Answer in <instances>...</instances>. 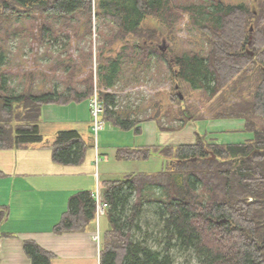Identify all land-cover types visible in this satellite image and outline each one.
I'll return each instance as SVG.
<instances>
[{
    "label": "trees",
    "instance_id": "trees-1",
    "mask_svg": "<svg viewBox=\"0 0 264 264\" xmlns=\"http://www.w3.org/2000/svg\"><path fill=\"white\" fill-rule=\"evenodd\" d=\"M169 1L0 0V17L37 14L62 23L70 34L58 38L51 34L48 42L60 46L56 67L69 77L79 69L68 49L76 42L75 38L90 39L98 21L117 27L114 37L100 49L99 59L108 47L133 35L135 43H125L118 55L108 57L106 63L100 61L96 83L105 90L113 89L119 82L122 63L149 67L157 49L151 45L154 32L142 28L147 17H158L171 27L181 21L182 14H190L192 25L204 33L211 49L206 58L176 57L174 64L179 72L175 77L189 83L192 91L203 92L209 101L222 97L232 82L258 65L261 78L252 77L258 84L251 96L233 105L220 103L211 118L241 121L252 139L222 145L208 143L205 135L196 134L193 144L156 149L165 160L161 172L140 173L105 184L102 198L108 206L110 230L103 235L100 264H175L172 252L176 247L191 250L198 264H264V23L260 25L259 19L244 5L217 3L211 10L194 6L173 9ZM252 20H255L254 39L249 46L246 27ZM50 32V28H42L39 36L45 38ZM247 47L254 51L253 57L246 54ZM90 56L89 50L84 57ZM161 56L168 60L166 54ZM4 64L5 55L0 54V70ZM168 65L172 66L169 61ZM3 76L0 73V150L42 143L39 122L43 106L80 103L95 92L92 73L84 81L87 84L82 91L68 87L62 93L53 90L39 96L29 92L15 95ZM9 90L11 94H5ZM97 95L103 121L114 128L140 133L137 127L140 120L131 119L134 111L131 106L121 107L115 93ZM174 100L180 101L178 95ZM185 112H181L185 117V121L181 119L183 124L188 118ZM190 117L194 122L200 120ZM256 120L261 124L257 125ZM49 149L54 164L79 166L85 160L87 146L76 131H62ZM118 156L124 160H144L149 150L119 149ZM153 188L161 191L159 197L151 196ZM155 203L157 233L153 234L146 221L143 238L139 239L136 231H142L146 206ZM95 208V199L89 192L73 196L54 232L83 231L95 220ZM6 216V210L0 208V224ZM24 252L31 264H51L48 253L32 242L24 244Z\"/></svg>",
    "mask_w": 264,
    "mask_h": 264
},
{
    "label": "rangeland",
    "instance_id": "rangeland-1",
    "mask_svg": "<svg viewBox=\"0 0 264 264\" xmlns=\"http://www.w3.org/2000/svg\"><path fill=\"white\" fill-rule=\"evenodd\" d=\"M169 2V6L173 9L175 7L194 6L202 7L203 10H211L217 3H222L226 6L244 5L250 14L259 19L260 25L264 23V0H170ZM177 13H179L178 9ZM254 25L255 20H252L246 27L248 37L251 36V43L254 39ZM45 27L50 28L51 32L46 33L45 38H42L39 36L40 31ZM142 28L151 29L154 32V39L151 45L158 52L156 51L147 68L134 66L133 64L128 66V64L122 63L119 82L113 89L105 90L103 89L104 87H100L96 83L100 61L106 63L108 57L118 55L125 43H132L136 40L133 35L128 36L125 42H118L108 47L104 51V57L99 59L100 49L114 37L117 27L110 22L98 21L93 27L90 39L80 41L75 38L76 42H72L68 49V54L73 56L79 69L72 77H69L64 73L63 69L56 67L60 46L53 41L48 42V37L51 34L57 38L63 34H70L62 23L58 20H53L50 16H39L37 14L3 16L0 17V54L5 55V64L2 66L0 73L4 75L7 87L15 95H25L29 92L31 95L36 96L52 92L53 90L62 93L68 87H74L76 90L82 91L87 84L84 81L92 73L94 91L96 90L97 93H115L120 102L121 100H131L134 106L140 107L144 120L150 119L155 115L156 107L159 104L161 105L164 119L162 124L170 123L174 128L183 124L181 120V112L183 110L187 112H185L187 116L189 114L192 118L201 119L202 116L201 122L199 120L192 125L187 124L172 135L160 137L158 140L159 144H172L173 146L193 144L196 141L195 133L199 135L207 133V136L210 133H215L216 143L222 145L238 144L252 139L250 132L245 131L244 128V131H241V126L235 122L238 120L229 123L224 122L226 123L225 126L216 129L210 119L213 118V111H216L220 103L224 102L226 105H233L242 98L251 96L254 86L258 84L255 83V80H252V77L261 78L260 67L258 65L252 66L248 75H242L241 78L232 82L226 88L227 90H224L225 92L223 91L222 97H216L209 101L203 92L192 91L189 83H185L175 77V74L179 72V68L174 64L176 57L197 56L206 58L211 49L204 33L192 25L190 14H182L181 21L171 27L164 24L158 17H147L143 22ZM162 46L165 47L164 52L159 49ZM89 50L91 52L90 58L84 57ZM246 50L254 52L249 47ZM161 54H166L168 60L165 61V57H162ZM168 61L172 66L168 65ZM247 79L249 81H246ZM176 85L179 86L178 89L175 88ZM10 90L5 94L10 95ZM177 92L183 96L180 101L174 100V97H177ZM259 124L261 123L258 121L257 125ZM100 132L96 139L97 145ZM143 139H145L144 142L151 141L150 136H144ZM138 161H140V164H137L136 172L143 174L159 173L163 169H161L163 162L165 163L162 158L155 157V153L144 160ZM126 165L128 164L123 166L125 171L128 168ZM146 194L147 190L144 192L143 197L146 198ZM150 194L153 197H159L161 191L153 188ZM157 206L158 204L156 203L146 206L147 210L141 223L142 231H136L137 238H143V232L146 228L144 223L146 221H148L153 234L157 233V230L154 231V225L158 223V219L154 214ZM172 254L175 264H198L195 254L187 248L176 247Z\"/></svg>",
    "mask_w": 264,
    "mask_h": 264
},
{
    "label": "crops",
    "instance_id": "crops-1",
    "mask_svg": "<svg viewBox=\"0 0 264 264\" xmlns=\"http://www.w3.org/2000/svg\"><path fill=\"white\" fill-rule=\"evenodd\" d=\"M120 105L134 109L131 119L140 120L137 125L139 134L134 129L114 128L104 121L96 147L90 106L85 100L43 106L39 122L42 143L17 150H0V208L7 212L6 219L0 224V264H31L24 252L26 242H32L47 252L51 264H100L101 239L110 230L107 214L98 220L95 216L83 231L56 234L54 228L67 212L69 200L82 192H89L93 199L97 193L103 196L106 183L140 174L136 172L140 161L124 160L118 156L119 149L149 150V155L155 153V157L161 159L160 150L176 146L159 144L160 137L194 124L189 114L187 122L179 127L162 124L160 104L155 115L147 120L142 118L140 107L134 106L131 100H121ZM181 118L185 121L183 114ZM210 121L220 129L225 126L224 122L235 120ZM235 122L244 131L243 123ZM62 131H76L87 146L85 160L79 166H60L52 162L49 146ZM204 135L208 143L216 142L215 133ZM144 136H150L151 141L144 142ZM124 164H128L126 171L123 170ZM97 232L100 235L99 249L94 240Z\"/></svg>",
    "mask_w": 264,
    "mask_h": 264
},
{
    "label": "built area",
    "instance_id": "built-area-1",
    "mask_svg": "<svg viewBox=\"0 0 264 264\" xmlns=\"http://www.w3.org/2000/svg\"><path fill=\"white\" fill-rule=\"evenodd\" d=\"M90 108H91V116H92V125H93V130L95 133V146L97 147V136L98 133L102 130L103 128V121L101 119L102 115V106L100 105V102L98 100V95L97 91L95 90L94 95L88 100ZM96 162H97V157H96ZM95 203H96V208H95V216L98 219L103 217L106 214V210L108 208L107 204L103 201L102 196H100L98 193L94 197ZM94 240L96 242V245L99 249V244H100V235L99 233L94 234Z\"/></svg>",
    "mask_w": 264,
    "mask_h": 264
},
{
    "label": "water",
    "instance_id": "water-1",
    "mask_svg": "<svg viewBox=\"0 0 264 264\" xmlns=\"http://www.w3.org/2000/svg\"><path fill=\"white\" fill-rule=\"evenodd\" d=\"M250 44H251V36H249V39H248V45H250ZM159 49H160L161 52H164V51H165V47H163V46L160 47ZM246 53H247L249 56H251V57L254 55V53L249 52L248 50H246ZM175 88L178 89V86L176 85ZM177 95H178V97H179L180 100L183 99V96L181 95V93L177 92ZM211 159L214 160V159H215V156H214V155H211ZM195 160H196V159H193L192 161H195ZM221 222L224 223L225 220L223 219V220H221ZM221 222H219V223H221Z\"/></svg>",
    "mask_w": 264,
    "mask_h": 264
}]
</instances>
